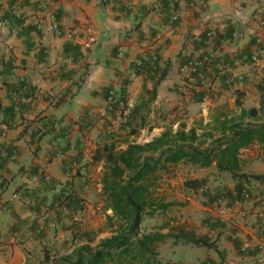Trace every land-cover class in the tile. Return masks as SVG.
Masks as SVG:
<instances>
[{
  "label": "crops",
  "instance_id": "obj_1",
  "mask_svg": "<svg viewBox=\"0 0 264 264\" xmlns=\"http://www.w3.org/2000/svg\"><path fill=\"white\" fill-rule=\"evenodd\" d=\"M193 59L202 63L209 102H202L203 92L183 89L178 69ZM161 76L148 102L146 92ZM110 92L117 100L112 112L106 109ZM142 101L146 108L134 124L144 118L140 131L151 136L145 143L182 126L195 130L201 150L226 140L243 143L231 171L218 169L215 160L162 171L193 169L229 181L201 201L182 200L174 187L160 189L176 205L144 218L143 233L178 236L181 225L195 224L190 236L206 233L214 248H190L183 257L181 243L167 239L176 246L158 260L264 264V182L231 176L264 175L261 133L243 140L235 135L264 127V0H0V264L39 258L46 264L45 254L53 260L50 247L68 239L72 224L85 226V208L93 205L86 180L105 168L94 160L108 143L103 131L122 126ZM100 179L94 189L101 195ZM238 190L250 201L237 208ZM218 191L233 197L231 212L213 211L209 197ZM103 214L106 219L111 212Z\"/></svg>",
  "mask_w": 264,
  "mask_h": 264
},
{
  "label": "trees",
  "instance_id": "obj_2",
  "mask_svg": "<svg viewBox=\"0 0 264 264\" xmlns=\"http://www.w3.org/2000/svg\"><path fill=\"white\" fill-rule=\"evenodd\" d=\"M162 79V76L158 78L153 83L152 89L146 92L148 102L156 98V89ZM120 101H123V98ZM146 105L147 103L142 101L138 107H134L127 114L122 127L129 129L130 136L137 134L136 127H143L144 118L142 116L139 117L140 122L136 126L134 123ZM115 108L116 104L112 111H115ZM251 113L256 114V111ZM260 133L261 138L259 139L264 140V127H249L245 131L235 132V135H240L243 140ZM203 145L204 142L199 139L194 129L184 131L183 126L174 133L171 129L165 130L158 137L144 144L127 143L125 148L119 151L114 142L105 143L96 152L94 160H103L105 165L100 185L103 210L111 212V215H107L105 219L106 227L110 229V236L101 239L93 246L100 234L99 231H88L81 226L75 228L70 226L73 242L71 252L55 261L50 260V257L45 254L44 262L46 264L50 261L52 264H161L158 260L157 246L167 239H182L198 247L213 249L214 243L204 238L165 235L159 231L140 232L144 218H153L163 214L176 205L175 202H166L165 198L159 194L160 173L166 171L168 165L187 162L200 167H208L215 160L218 169L231 171L236 166L235 152L243 143L226 140L201 150ZM222 146L225 148L220 150ZM216 150L218 153L212 157V153ZM231 176L259 183L264 182V175L237 176L231 174ZM201 183L202 180H189L184 185L187 189L197 191L202 188ZM207 194L209 195L205 192L201 195ZM240 194L238 190L237 199L240 198ZM70 198L71 193L66 196L67 200ZM209 199L210 204L213 205L217 200L231 202L233 197L228 193L223 194L218 191Z\"/></svg>",
  "mask_w": 264,
  "mask_h": 264
},
{
  "label": "rangeland",
  "instance_id": "obj_3",
  "mask_svg": "<svg viewBox=\"0 0 264 264\" xmlns=\"http://www.w3.org/2000/svg\"><path fill=\"white\" fill-rule=\"evenodd\" d=\"M157 117L154 116V118L151 119L149 124H152V128L157 126ZM169 121H171L173 119V116H169L167 118ZM120 122V120L118 121ZM161 123V122H160ZM117 124V123H116ZM172 125L171 122L166 123L165 125L162 126H168L170 127ZM136 126V124H135ZM137 128V134L130 136L128 134L129 129L128 128H124L122 126L120 127H116L113 128L112 132L106 133V131L104 132V135H102V141L103 142H114L117 146V151L125 148L127 143H137V144H144L147 140H150L151 136H150V132L148 133L146 130L144 131V133H142L140 131V128ZM113 135V136H112ZM151 135H155V133H151ZM103 169L105 170V168H103L102 165V169L99 171L101 174L103 173ZM101 174L100 175H96V173L91 174L90 177L88 178L87 184L86 186H88V184L91 186V188H93V190H88L90 192L89 195V199L92 201L93 205L92 207H86L85 210V219L82 221L84 223V227L83 229H86L88 231H99V238L96 239L95 243L93 244L96 245L99 243V241L103 238L109 237L110 236V229H108L106 227L105 224V219H104V214H103V199L102 196L98 193H96V188L95 185H97V180L101 178ZM194 176H197V179H193L195 178ZM189 180H202V188L196 190H190L186 188V186L184 185V183L186 181ZM229 181V177L225 176V175H215V174H208V175H200V173H198L196 170L193 169H183L179 172H176V170H170L168 172H161L160 173V178H159V184H163V187L160 185L159 186V194L161 195V191L160 189L163 190V193L168 192V190H170V188L172 189V187L175 188L176 192L178 195L183 196L182 200H185L186 202H190V201H197L203 198L201 194H204L205 192H210L212 190V192H215L216 188H220V186H224L226 184V182ZM95 188V189H94ZM162 196V195H161ZM82 201H85V204H87V200L86 199H82ZM89 204V203H88ZM90 206V205H89ZM210 208V207H209ZM214 212L219 214V208H213ZM76 226H80V222H75V224H72L71 227L75 228ZM182 226V231L181 232V236H188V237H196V238H204L207 241L211 240L212 237L207 236L206 233H204V235H193L190 236L191 234H189V228H196L195 224H189V225H181ZM178 227H175L174 229L177 231ZM147 227H141V233H143L144 231H146ZM169 231H171V229H168ZM207 232V231H206ZM71 234V233H70ZM70 234H68L67 236V240L66 239H62L60 241H55L57 243H54L51 247H50V251H48L50 253V256L53 257V261L64 257L66 254H68L70 252V250L73 248L72 244V237H70ZM107 234V236H106ZM184 234V235H183ZM209 234V233H208ZM61 239V238H60ZM176 243H181V248H182V254L183 257H185L184 255H188V253L190 252V248L192 250H194L195 245H192L190 243H186L184 242L182 239H177ZM176 246L175 243H172V245H170V243L168 242H164L163 244H159L157 246V252H158V258L159 255L161 253L165 254V255H169L171 250H173V248ZM195 255V254H194ZM41 259H34V261L32 260L33 264H38L41 263L40 261ZM162 263L161 264H172L171 261H167L166 259H162Z\"/></svg>",
  "mask_w": 264,
  "mask_h": 264
},
{
  "label": "built area",
  "instance_id": "obj_4",
  "mask_svg": "<svg viewBox=\"0 0 264 264\" xmlns=\"http://www.w3.org/2000/svg\"><path fill=\"white\" fill-rule=\"evenodd\" d=\"M38 29H42V24H37ZM54 26L50 27L53 29ZM122 57V54H119ZM202 63L198 60H187L184 62L178 69V73L180 75L181 80L184 82L183 89L188 90L190 93H201L202 95V102L206 103L209 102L211 99V91L208 86L207 80L199 71ZM116 96L114 92H110L107 99H106V109L108 111H112L114 105L116 104ZM91 114V113H90ZM46 180H49V177H45ZM250 201V195L248 192L244 191L241 192L239 200H237L232 206L234 207H242L247 205ZM213 208H219V214H222L224 210L227 212H231L233 208L228 206L227 200H217L213 203ZM264 245V243H263ZM202 264H209L208 262H204Z\"/></svg>",
  "mask_w": 264,
  "mask_h": 264
}]
</instances>
